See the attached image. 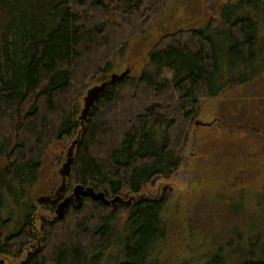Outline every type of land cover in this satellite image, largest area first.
Returning <instances> with one entry per match:
<instances>
[{"label":"trees","instance_id":"1","mask_svg":"<svg viewBox=\"0 0 264 264\" xmlns=\"http://www.w3.org/2000/svg\"><path fill=\"white\" fill-rule=\"evenodd\" d=\"M167 2L0 0V228H12L0 234V256L27 251L18 264H98L113 242L123 243L115 264H149L156 255L166 237L164 196L115 207L82 197L38 235L27 200L47 154L66 155L73 143L66 187L42 198L49 211L78 185L108 201L139 195L178 170L204 100L262 77L264 0H237L201 26L158 37L140 75L107 87L81 126L90 83L110 78L113 56ZM259 248L251 245L244 259L216 250L204 264H264Z\"/></svg>","mask_w":264,"mask_h":264},{"label":"rangeland","instance_id":"2","mask_svg":"<svg viewBox=\"0 0 264 264\" xmlns=\"http://www.w3.org/2000/svg\"><path fill=\"white\" fill-rule=\"evenodd\" d=\"M235 1L169 0L142 34L131 36L122 52L113 56L112 73L108 77L127 70L132 77H138L146 67L148 51L158 37L201 26L216 9ZM261 9L264 11V4ZM259 40L263 47L260 57H263L264 28L259 32ZM261 76L204 100L197 118L199 125L196 124L190 133L178 170L169 178L144 184L140 194L130 198L165 197L161 217L166 224V237L149 264H204L216 250L229 257L233 254L236 259H244L251 245L261 247L259 256L264 259V72ZM100 84L92 81L88 90ZM86 93L80 99L78 117ZM63 153L60 149L47 154L27 200L34 209L33 233L36 235L42 223L53 222L56 217L55 212L46 208L44 200L38 201L55 195L60 187L57 177H60L59 171L67 155V152L66 155ZM59 156H62L60 164L55 163ZM66 197L71 198L68 207L76 204L71 203L75 201L72 192ZM10 202L6 203V211L15 213L17 208ZM10 229V225L2 227L0 234L5 235ZM239 235L244 238L238 239ZM57 243L53 240L50 244L56 246ZM122 247L123 243L113 242L112 247L100 256L98 264H115L120 259ZM239 250L240 256L234 254ZM26 253L22 252L18 257L0 256V259L4 264H18L25 259Z\"/></svg>","mask_w":264,"mask_h":264},{"label":"water","instance_id":"3","mask_svg":"<svg viewBox=\"0 0 264 264\" xmlns=\"http://www.w3.org/2000/svg\"><path fill=\"white\" fill-rule=\"evenodd\" d=\"M130 71H125L124 73H122L121 75H111L110 78L101 83L98 86L93 87L92 89L88 90L86 93V97L84 99V107L83 110L81 111V115H80V121H81V126H83V123L86 121L90 110L93 108V106L95 105V102L97 101V99L99 98V96L105 91V89L115 83L121 82L122 80H124L128 75H129ZM197 125H199V123H197ZM201 125V124H200ZM75 143L72 144V146L68 149L67 155H66V161L63 164L61 170L59 171L60 177H61V185L60 187L57 189L55 196H59L60 193L63 191V189L65 188V181L66 178L69 176L70 174V170H71V165L73 162V147H74ZM73 195L75 196L76 201L79 203V200L82 197H90L95 201H100L105 205H111V206H116L117 204H130L132 199H129L127 201L119 198V197H115L114 199H112L111 201H108L105 199V196L102 193H98L95 194L91 189L88 190H84V188L80 185L76 186L73 189ZM44 199L39 200L38 202L41 203ZM71 198H66L64 199L56 208L55 210V215L58 219L62 218V213L65 211V209H67L68 204L70 202Z\"/></svg>","mask_w":264,"mask_h":264},{"label":"flooded vegetation","instance_id":"4","mask_svg":"<svg viewBox=\"0 0 264 264\" xmlns=\"http://www.w3.org/2000/svg\"><path fill=\"white\" fill-rule=\"evenodd\" d=\"M71 203H74L73 201Z\"/></svg>","mask_w":264,"mask_h":264}]
</instances>
